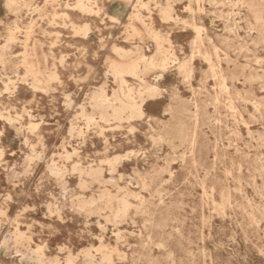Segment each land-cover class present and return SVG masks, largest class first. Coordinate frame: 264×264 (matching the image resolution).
I'll return each mask as SVG.
<instances>
[{
  "label": "rangeland",
  "instance_id": "obj_1",
  "mask_svg": "<svg viewBox=\"0 0 264 264\" xmlns=\"http://www.w3.org/2000/svg\"><path fill=\"white\" fill-rule=\"evenodd\" d=\"M16 1L0 0V47L20 27L0 50V112L21 115L0 116V264H264V0H171L173 20L166 0H90L92 12L77 0ZM134 10L172 54L158 81L143 70L161 98L142 120L88 124L76 117L87 95L103 85L112 95L109 64L128 63L115 47L156 55ZM85 26L87 37L76 32ZM106 159L115 171L72 170Z\"/></svg>",
  "mask_w": 264,
  "mask_h": 264
},
{
  "label": "bare ground",
  "instance_id": "obj_2",
  "mask_svg": "<svg viewBox=\"0 0 264 264\" xmlns=\"http://www.w3.org/2000/svg\"><path fill=\"white\" fill-rule=\"evenodd\" d=\"M55 1L57 3L59 2L58 0H55ZM170 1L171 0H166V4L160 7V12L167 19L173 20V19H175V17L173 16L174 8L170 4ZM124 2L128 6L132 7L133 9H136L139 7L145 8L147 6V4H145L143 2H136L135 3L132 0H124ZM17 4H18V2L16 0H7V5L10 8L17 6ZM76 7L79 8L80 10H82L83 12L84 11L85 12L94 11L92 8V4L90 3V0H77ZM64 15H66V14H64ZM255 15H256V18L259 19V14H255ZM55 16H58L57 12H55ZM140 16H141V14L139 13V10L136 12L134 10V12L131 13L130 20H131V22H134L135 20L139 21L140 24L142 25V27L144 28L146 34L155 41V43H156V55L151 56V57L147 56L144 53V50H143L144 48L141 45H137L135 47L134 51H130V50L124 49L122 47H115L114 51L119 56V58L122 61L128 60V63L112 62L109 64L108 74L111 75L112 78L114 79V81L118 84V88L113 90L112 95H109L107 93L106 87L104 85L95 89L94 91H92V93L87 95L86 102L80 107V113H78L76 115V117L78 119L83 118L84 120H86V122L88 124H97L100 122H103V123L115 122L117 124V127H118L123 122L131 123L132 121H135V120L144 119L145 114H144L143 109H142L143 105L146 104L148 101H155V100H158L161 98V92H160L158 85L156 83L154 84V83H149L148 81H146L143 70H145L146 72L147 71H160L161 73L155 77L156 81H158V79L161 78L165 72H167L169 65L172 61V54L169 51H165V48L163 46V41L161 40V38L158 36V34L155 31L149 29L145 25V23L141 20ZM192 17H194V16H192ZM109 18L112 21H118V19L116 17L109 16ZM130 25H131V28H132L134 35L137 36V38L139 40H141L142 35L140 34V32L133 26L132 23ZM194 28H195V31L197 33L198 39H199L201 37L202 31H204V28L197 26V25H194ZM19 29H20V27L18 26V24L14 23L13 28L11 29L7 44H5L4 46H1L0 50H5L6 48L9 47V45L16 39L14 31L19 30ZM76 32L82 33L85 37H87L89 34L88 33L89 28L87 26H85L83 28L77 29ZM25 67L27 68V72L33 71L31 69L32 67H30L27 63H26ZM180 68L182 70H185L186 65L182 64L180 66ZM128 76L138 80V86L136 88L129 86L130 82L127 79ZM55 77H56L55 73L48 75V79L50 81L55 79ZM186 77H188V76H186ZM11 82H12V80L10 78H8L7 82H5L6 89H8V85ZM31 86L35 91L47 92V89H48L47 84H45V82L43 80H40L38 78H36L34 80V82L32 83ZM0 116L2 118H5L10 123H13L14 121H18L21 118V115H17L16 119H14L9 112H7V115L0 112ZM38 127H39L38 123H34V122L30 121L28 129L31 132H33ZM102 128H103V126H102ZM248 130H249V128H248ZM82 133H83V131L80 127H77L75 125H71L70 135H74V134L81 135ZM31 151L33 153H35V150L33 149V147L31 148ZM76 154H77V151L75 150V148H74V152H69L64 147V157L67 160H70V159L72 160V157ZM1 157H2V150L0 148V158ZM32 158L33 157H31L30 159H32ZM116 162H117L116 159H106L104 161H101L100 165L97 167H94L93 165H89L87 168H84L81 165V163L77 162L73 165L72 170L78 171L81 174V176H86V177L92 178V177L96 176L97 174L99 175L102 173V170H103L102 164H107L110 171H115L116 164H117ZM49 169H50L51 173L56 175V176H63L66 172V168L60 167L59 165H57L55 160L51 161V164H49ZM127 188H128V186H127ZM95 203H96L95 200L90 202L91 205L95 204ZM127 209H128V203L125 200H122L120 202V213L124 215L127 212ZM201 211H202V209H201ZM149 243H151V242H149ZM102 247H103V245L101 244V248ZM101 248H100V250H101ZM147 252L148 251H146V253ZM204 258H206V257H204Z\"/></svg>",
  "mask_w": 264,
  "mask_h": 264
}]
</instances>
